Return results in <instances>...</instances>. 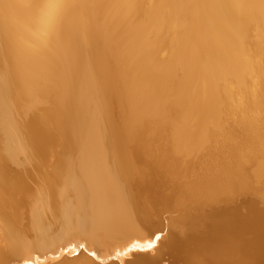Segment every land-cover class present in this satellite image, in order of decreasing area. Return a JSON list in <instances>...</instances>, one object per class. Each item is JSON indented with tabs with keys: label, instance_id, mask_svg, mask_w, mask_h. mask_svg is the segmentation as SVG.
I'll return each mask as SVG.
<instances>
[{
	"label": "bare ground",
	"instance_id": "1",
	"mask_svg": "<svg viewBox=\"0 0 264 264\" xmlns=\"http://www.w3.org/2000/svg\"><path fill=\"white\" fill-rule=\"evenodd\" d=\"M45 2L0 0V264H264V0Z\"/></svg>",
	"mask_w": 264,
	"mask_h": 264
},
{
	"label": "rangeland",
	"instance_id": "2",
	"mask_svg": "<svg viewBox=\"0 0 264 264\" xmlns=\"http://www.w3.org/2000/svg\"><path fill=\"white\" fill-rule=\"evenodd\" d=\"M261 35L264 36V31H262L261 29H258L255 26L251 27L250 31L248 32V42H247L248 45L251 46V48L254 47L256 49H258V48L261 49L260 46L264 48V41L261 40ZM260 55H261V58L259 59V57H258V61H259V66L258 67L261 70L263 69V72L262 73H259V72L255 71V70H252L251 72L253 73V75H251L252 73L251 74L249 73L251 75V77H250L249 74H248V78L249 77L250 78L248 79V84H246V86H245L246 91L243 88L242 91L238 93L237 92V89L233 88V86L235 85V83H232V88L231 89H232V92L234 93L235 101H233V103L231 102L232 105L234 104L233 106H231L230 103H225L226 105H228V106L225 107V108L228 107V109H224V111H223L224 112L223 116L226 119V120H223V122H225L226 125H228L229 124L228 122H230L227 119L233 120V122H230V123H233V124H237L238 123V120H236L237 118L236 119H231L232 116H233V118H235L236 117L235 114H237L238 112H240L241 114H243V113L246 114L247 111H248V113H251V114H253L255 112L256 113H259L258 112L259 111L258 110L259 103L264 100V51H260ZM255 68H257V67H255ZM233 89H234V91H233ZM240 93H242V94H240ZM253 99H254V101H252ZM170 102H172V101H170ZM170 102L169 103L166 102L170 106H168V105L166 106V103H165V105L163 104L162 106H160L162 109L161 108L160 109L158 108L159 109V114L164 113V112L170 113V114H167V115L166 114H163V116L160 117L159 114H158V109H157V111H155L156 110L155 109L154 112H156L155 113L156 116H155L154 113H152V115L154 114L153 115V118L151 117L152 115L150 117H148V121L150 120L149 122L151 123V125L154 122L153 123V125H154L153 127H155V124L156 123L162 125V128L165 126V128L162 130V128H160L161 126L156 124V126L159 129H161L162 131L165 130V132L163 133L164 135H167L170 132L169 130L172 127L175 128L174 126H175L176 123H181L180 114H179V111L180 110H177V107H179V106L177 104H175V103H172L173 105H171ZM163 108H166L167 110L164 109L165 111H163ZM118 110H120V109H118V107H117V110L116 111L118 112ZM177 111H178V113H177ZM227 111H228V113H230V112L231 113L228 114ZM226 113H227V116L225 115ZM165 115L167 116L166 119L164 118ZM169 115H170V117H168ZM177 117L179 118V120L177 119ZM226 117H228V118H226ZM229 117H231V118H229ZM174 118H175L176 121L174 120ZM158 119H160V120H158ZM152 120H153V122H152ZM165 120L168 121V122H165ZM124 121H125V119L124 120L121 119V123H124ZM173 122H174V124H173ZM225 123L224 124L222 123L220 127L221 128H224V126H226ZM179 125H181V126H179ZM182 125L183 124H177L176 126L178 128L181 127L180 128V130H181L182 129ZM222 125H223V127H222ZM169 127H171V128H169ZM177 127L175 129H178ZM167 139H169L167 136L164 137V138H160L158 136V138H157L158 141H156L155 143H161V145L169 144L168 145V148L173 147V143L172 144L171 143H168L169 141ZM19 167H20V164L18 162H15V163H12L11 164V167H10L9 170H10V172H14V170L18 169ZM181 181L182 180H180V182ZM61 220L62 219L58 220L57 222H59ZM57 222H54L52 224L51 223H46L45 226L46 227H49L50 226V230L52 232H54V234H57L58 232L55 233V231H54L55 228H53L54 224H57ZM41 233L42 232L41 231H38V230L37 231H34V235H35L36 238H39L41 235H43ZM85 234H89V232H86Z\"/></svg>",
	"mask_w": 264,
	"mask_h": 264
},
{
	"label": "snow or ice",
	"instance_id": "3",
	"mask_svg": "<svg viewBox=\"0 0 264 264\" xmlns=\"http://www.w3.org/2000/svg\"><path fill=\"white\" fill-rule=\"evenodd\" d=\"M62 7L61 0H46L44 4L41 5V11L49 20H54L56 15L59 13V10ZM162 239V234H157L152 238L146 240L143 244L139 242H132L129 246L125 248L122 253L117 255H127L134 251L148 252L154 250L158 243ZM95 255V253H93Z\"/></svg>",
	"mask_w": 264,
	"mask_h": 264
}]
</instances>
